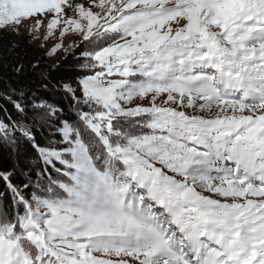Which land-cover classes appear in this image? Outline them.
<instances>
[{"label": "snow or ice", "instance_id": "1", "mask_svg": "<svg viewBox=\"0 0 264 264\" xmlns=\"http://www.w3.org/2000/svg\"><path fill=\"white\" fill-rule=\"evenodd\" d=\"M33 19L82 63L67 108L0 109L36 154L0 172V264H264V0H0Z\"/></svg>", "mask_w": 264, "mask_h": 264}, {"label": "trees", "instance_id": "2", "mask_svg": "<svg viewBox=\"0 0 264 264\" xmlns=\"http://www.w3.org/2000/svg\"><path fill=\"white\" fill-rule=\"evenodd\" d=\"M79 57L80 50H73L53 64L42 48L31 43L27 34L0 29V109L7 108L12 118L18 119V113L7 97L19 98L21 92L25 98H31L35 93L67 108L68 99L57 86L76 79L82 63ZM6 115L0 111V119H5ZM37 137L41 138L39 132ZM35 156L31 145L23 140L14 151L0 144V172L14 171L13 183L22 184L26 179L22 173L35 167ZM6 191L0 181V193ZM6 203L10 205V199Z\"/></svg>", "mask_w": 264, "mask_h": 264}, {"label": "rangeland", "instance_id": "3", "mask_svg": "<svg viewBox=\"0 0 264 264\" xmlns=\"http://www.w3.org/2000/svg\"><path fill=\"white\" fill-rule=\"evenodd\" d=\"M71 2L73 4L78 3V2H83V0H71ZM66 11H68L66 9ZM69 14H71V12H69ZM35 20H26L24 21L20 26H19V31L18 33H25L27 34L30 39H31V43L36 46V47H40L42 48L45 53L47 54V56L49 57V59L51 60V63L55 64L58 63L59 61H61L69 52L73 51V50H80L78 48H69V44L71 43H75L77 41H79V37L76 36L75 34H68L64 40H63V48H61L60 50H58L57 52L53 53V54H49L51 51L52 46L59 42V33H55L54 36L52 38H50L49 40H47L46 42H43V38L46 35V24H47V20H45L44 25L42 26L39 30L38 33V37L39 38H34L37 34L35 32H29V28L34 25ZM5 29L7 30H11L14 31L13 28L11 27H6ZM16 32V31H15ZM43 42V46H41ZM64 49H68L67 51H65ZM140 102V101H137ZM143 103H147V101H144Z\"/></svg>", "mask_w": 264, "mask_h": 264}]
</instances>
